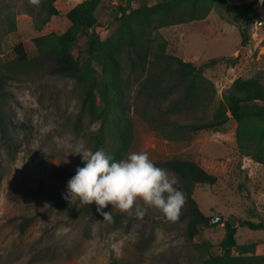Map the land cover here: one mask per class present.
I'll list each match as a JSON object with an SVG mask.
<instances>
[{"label": "rangeland", "instance_id": "rangeland-1", "mask_svg": "<svg viewBox=\"0 0 264 264\" xmlns=\"http://www.w3.org/2000/svg\"><path fill=\"white\" fill-rule=\"evenodd\" d=\"M83 1L56 0L59 14L37 31L29 15V0H0V91L10 120L4 134L0 128V264H200L204 254L198 246L209 242L211 252L217 254L226 222H235L232 229L237 244L253 243L255 254L264 256V230L241 226L243 221L264 224V166L238 153L234 121L219 132H181L172 140L154 129L159 122L188 124L205 116L203 110L169 113V105L181 96L177 90L133 111L129 153L145 151L161 168L168 160H190L215 176L213 186L192 187L191 197L205 217L221 220L212 228H199L190 238L187 220L169 221L156 208H147L142 218L136 216L135 208L131 212L111 205L104 209L117 220L86 214V205L79 200L72 212L60 208L58 198H64L76 168L84 166L74 148L82 140L90 150L89 139L97 125L81 108V88L53 74L51 63L36 61L32 40L49 33L63 34L69 27L66 13ZM161 1L134 0L130 5ZM227 1L235 6L256 2L248 28L244 19L212 6L202 20L164 27L155 34L158 42L161 38L166 42L168 54L201 69L215 89V105L237 78L257 77L264 82L263 0ZM126 2L101 0L96 16L103 27L102 39L117 26L109 12L116 15L118 6ZM83 42L80 39L78 47ZM18 43L28 58L22 65L15 62L13 52ZM215 59L220 61L209 64ZM124 69L128 76L129 68L125 65ZM150 72H155L152 67ZM137 90L130 80V101ZM48 125L54 127L42 133ZM176 187L180 190V182ZM138 206L146 207L142 201Z\"/></svg>", "mask_w": 264, "mask_h": 264}, {"label": "trees", "instance_id": "trees-1", "mask_svg": "<svg viewBox=\"0 0 264 264\" xmlns=\"http://www.w3.org/2000/svg\"><path fill=\"white\" fill-rule=\"evenodd\" d=\"M55 1L41 0L39 8L29 3V15L37 31L59 14L54 7ZM132 1L127 0L125 6H118L116 15L109 12L117 26L104 39L100 36L103 27L98 24L96 16L101 0H85L66 13L69 27L63 34L49 33L32 40L38 54L36 61L51 63L53 74L70 79L81 88V108L97 125L89 139L90 150L103 149L117 161L125 158L133 138V111L143 103L155 104L177 90L181 96L169 105V113L203 110L205 116L188 124L159 122L152 126L154 129L172 140L181 132H219L229 121H234L238 153L264 166V82L257 77L237 78L215 105V89L201 69L168 54L166 42L162 38L159 42L155 39L157 31L164 27L204 19L212 6L229 16L244 19V26L248 28L256 2L235 6L227 0H162L154 5L141 3L132 7ZM35 15L45 16L38 21ZM10 27L14 29L15 25L11 23ZM80 39H84L82 47H78ZM13 52L18 65L27 63V54L21 43L14 46ZM218 61L211 60L209 64ZM124 64L130 70L128 76ZM151 67L155 72L148 74ZM130 80L138 88L133 102L127 91ZM3 103L0 91V128L4 134L10 120ZM163 166L177 176L180 190L186 196L179 219L187 220L189 237L193 238L199 228L214 227L211 218L199 211L191 197V188L213 186L216 177L190 160L172 159ZM58 201L61 209L67 212L76 210V202L70 203L62 197ZM96 208L93 203L86 205L83 211L97 215ZM111 220L117 218L112 216ZM241 226L251 231L264 230L262 223L243 221ZM198 247L204 254L200 264H264V256L255 254V244H237L230 222L225 224L217 254L211 252L213 246L209 242H202ZM108 264L126 263L111 261Z\"/></svg>", "mask_w": 264, "mask_h": 264}, {"label": "clouds", "instance_id": "clouds-1", "mask_svg": "<svg viewBox=\"0 0 264 264\" xmlns=\"http://www.w3.org/2000/svg\"><path fill=\"white\" fill-rule=\"evenodd\" d=\"M40 7L41 0H29ZM54 125L41 129L42 133L52 130ZM74 154L82 156L83 167L76 168V174L69 179L64 198L70 203L79 200L81 204H96V211L105 220H111V212L104 211L109 205L121 212L135 208L137 217L142 218L147 208L160 210L169 221H177L186 204L185 194L176 185L174 173L157 167L145 151L131 152L125 158L116 160L103 149L95 152L78 141ZM138 201L146 206L141 209Z\"/></svg>", "mask_w": 264, "mask_h": 264}, {"label": "water", "instance_id": "water-1", "mask_svg": "<svg viewBox=\"0 0 264 264\" xmlns=\"http://www.w3.org/2000/svg\"><path fill=\"white\" fill-rule=\"evenodd\" d=\"M218 220H221L220 218H214L213 220H211V224H213L214 222H217ZM235 222L231 223V227H234Z\"/></svg>", "mask_w": 264, "mask_h": 264}, {"label": "built area", "instance_id": "built-area-1", "mask_svg": "<svg viewBox=\"0 0 264 264\" xmlns=\"http://www.w3.org/2000/svg\"><path fill=\"white\" fill-rule=\"evenodd\" d=\"M261 23H259V25H260ZM258 24H256V26H257Z\"/></svg>", "mask_w": 264, "mask_h": 264}]
</instances>
